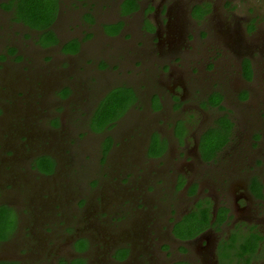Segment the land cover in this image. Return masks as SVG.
Instances as JSON below:
<instances>
[{
    "label": "rangeland",
    "instance_id": "obj_1",
    "mask_svg": "<svg viewBox=\"0 0 264 264\" xmlns=\"http://www.w3.org/2000/svg\"><path fill=\"white\" fill-rule=\"evenodd\" d=\"M7 1L0 0V4ZM59 1L60 11H63L66 0ZM159 1L154 0L153 3L148 0V4H151L150 7L156 6ZM113 3L116 0L95 1V8H99L95 9L98 21L94 27L95 42H89L90 45L80 35L82 29H74L81 22L80 9H70L69 15L66 13L62 21L52 26L62 41L82 37L86 49L94 47L98 51L97 48L103 45L102 41L107 42L111 53L107 58L102 57L103 53L99 55L101 58L96 52L88 53L92 62L97 63L100 58L107 64L108 70L98 73L97 69L92 72L94 77L97 73L102 75L100 78L104 83L97 79L98 75L93 78L96 81H91L87 69L83 75L78 74L79 67L85 63V56L76 60L68 57L71 61H66L61 54L38 44L35 38L37 34L24 40L23 34L30 36L29 32L32 31L22 24L7 25L14 12L11 9L9 12L0 11V18L5 19L4 23H0V35L20 46L21 58L20 62H15L4 54L5 58L0 59V205L14 208L18 217L13 239L8 242V246L0 248V254H8L19 262L24 260V264H39L47 256L51 264H59L60 261L65 263L78 251L73 238L85 240V252L82 255L84 264H146L147 261L142 262L144 253L148 252L147 256L153 257L150 252L154 251L157 257H164L163 252H156L158 241L161 247H166L167 254L173 253L178 246L170 230L183 208V201L180 192H176L180 189L174 190L171 186L173 177L167 175V168L179 162L178 159L173 161L179 156V149L171 138L166 156L157 159L151 152L153 134L144 130L148 123L151 127L156 126L154 117L159 123V116L157 121L156 112L149 110V106L147 109L142 108L148 102L145 98L139 103L140 110L134 108L135 103L129 104L120 118L97 133L89 126L91 100L86 98L84 101V97L82 100L77 99L78 91L84 95L88 89L81 87V84L91 88L96 85L91 95L96 100L95 97L106 89L125 85L136 88V83L142 81L137 76L142 73L144 66L137 65L139 61L134 57L138 54L136 49H132L134 38L123 40L125 36H119L111 40L105 36V25L128 20L120 16L118 10L112 9L116 8ZM202 3L208 4L210 14L206 23L199 25L196 31L207 34V37L196 35L195 32V40L203 44L218 42L216 36L223 29L222 21H228L231 27H235L237 18L241 17L244 20L259 19L260 33L256 37L263 42L264 0H202ZM44 5L48 10L50 0H45ZM125 5L124 9L128 10L129 4ZM142 10L153 12L145 7L144 0L141 2ZM227 15L231 18L225 19ZM131 19V26H126L138 30L141 15ZM140 41L137 42L139 45ZM4 46L0 43V56ZM216 46L221 45L217 43ZM148 56L152 61L154 55ZM183 69L176 70L179 76ZM127 77H131V81H127ZM165 80L158 79L157 84L163 87ZM70 82L77 89L76 93L72 94L71 91L70 94V90L66 89ZM232 84L236 86L239 83L233 81ZM163 102L166 103L165 100ZM223 112L226 111L205 110L200 117H220ZM53 120L62 127H54ZM194 120L198 125L196 116ZM158 129L155 128V132ZM109 141L115 144L106 150ZM43 155L50 156L55 162V170L49 175H42L34 168V160ZM164 160L166 163H163ZM235 166V171L229 166L225 176L224 194L227 201L220 200L217 203L218 209L228 208L230 217L227 222L222 220V225H213V231L217 233L215 236L221 232V237L224 236L232 223H254H247L245 219L237 217L243 208V201L239 198V206H236L234 198L240 194L244 178L237 170L238 163ZM114 180L120 185H115ZM203 188L206 193L210 186L205 183ZM135 201L140 205L138 210L131 205ZM177 203L181 204L177 206ZM2 219L0 216V223ZM153 219L158 222L154 227ZM58 225L64 229H57ZM152 227L153 234L150 230ZM199 229L194 225L187 234ZM205 234L209 239L214 237L210 232ZM162 235L164 239L159 240L157 236ZM193 242H190V249L198 246ZM122 247H129L130 255L127 259L125 257L116 261L113 255ZM167 260L165 257L164 261ZM43 263L47 264L46 260Z\"/></svg>",
    "mask_w": 264,
    "mask_h": 264
},
{
    "label": "flooded vegetation",
    "instance_id": "obj_2",
    "mask_svg": "<svg viewBox=\"0 0 264 264\" xmlns=\"http://www.w3.org/2000/svg\"><path fill=\"white\" fill-rule=\"evenodd\" d=\"M41 1L45 3V0ZM95 1L66 0L63 11H60V1L50 0L49 7L52 6L53 9V5L55 6L54 10H49V12L54 11V21L45 31L51 30L55 40L44 42L42 39V42V34L45 31L28 26L32 31L29 32L31 35L23 34L25 37L23 39L29 40L31 36L37 34L35 38L38 44L61 54L62 59L66 61H71L70 57L76 60L85 56V63L79 67L78 74L83 75L87 69L88 77L92 79L91 81H96L93 78L100 71L102 73L107 69V64L100 60L99 55L103 53L102 57L107 58L111 53L105 40L102 41L103 47L97 48L98 51L94 47L87 49L84 47L83 39L88 41V45L95 42L94 27L98 21L95 9H99L95 8ZM142 1L116 0V3H113L116 8L112 7V9L118 10L119 15L128 20L105 25L103 29L105 36L111 40L119 36H125L123 40L134 38L132 49L138 51L134 57L139 61L137 65L144 66L142 73L137 76V79L140 78L142 81L136 83V88L126 85L116 88L120 91L130 90L133 95L130 104L135 103V109L139 108V103L146 98L147 105L142 108L147 109L149 106V110L156 112L157 121L159 116V123L154 117L156 126L151 127L148 123V127L144 129L148 134H153L154 150L151 152L157 159L166 156L171 138L175 140L179 156L173 161L178 159L179 162L172 168L171 166L167 168V175H172L171 186L174 190L180 189L176 192H180L183 201L181 205L183 208L179 211L178 218L170 230L174 242L178 245L174 248V252L167 254L166 247H161L158 241L156 252H163L164 257L159 258L154 251H151L153 257L147 256L148 252L144 253L142 262L147 261L146 264H264V39L260 42L256 37V34L260 33L259 19L244 20L240 17L237 18L235 27H231L228 21H222L223 29L216 36L218 42L203 44L195 38L197 34L204 35L196 31V28L207 21L206 18L210 14L207 3H202V0H160L156 6L150 7L148 0H144L145 7L153 11L146 13L144 10L140 11ZM11 2L12 0H8L1 3L0 11L9 12L7 5ZM125 4H129L128 10L124 9ZM10 9L14 15L8 19L7 25L10 23L14 26L19 24L26 26L15 14V7L12 6ZM70 9H80L81 22L74 29H82L80 35L83 39L81 37L62 41L53 31L52 26L62 21V16L69 15ZM50 13L52 15V12ZM138 15H141L138 30L128 29V26H131V18H137ZM230 18L231 16H225V19ZM4 22L5 19L0 18V23ZM204 36L207 37V34ZM140 39L139 45L137 42ZM0 43L5 45L2 58H5L4 54H6L7 58H12L15 62L21 61L20 46L6 40L4 35H0ZM217 43L221 46H216ZM69 45L76 47L74 54L67 52L68 49H72ZM89 52L98 53L100 57L98 61L102 63L92 62L91 58L89 59ZM149 54L155 56L152 57V61L149 59ZM50 61L52 60H48ZM119 64L122 65L121 62ZM177 69H183L180 76ZM96 70L98 73L94 77L92 72ZM101 76L99 74L97 79L103 82ZM162 78L166 79L163 81V87L157 84L158 79L162 80ZM130 79L128 78L127 81ZM133 80L135 81V77ZM233 81L239 84L233 86ZM80 86L88 89L84 95L78 91L77 99L82 100L84 97V101L86 98L91 100L94 103V109L99 100L116 89H106L95 97L96 100H93L91 95L96 85L94 88L84 84ZM66 89L70 90V94L71 91L72 94L77 91L72 82ZM179 89H181L180 92ZM164 100L166 103L163 102ZM205 110L209 112L225 110L226 112H223L220 117L208 115L201 118L200 114ZM195 116L199 120L198 125L195 124ZM147 122H150L149 119ZM157 127L159 129L155 132L154 129ZM168 127H171L170 130ZM179 130L182 133L178 132ZM234 130H236L235 133H233ZM108 143H110L109 149L114 147V142ZM163 163L166 161L164 160ZM236 163H238L239 174L244 178L240 187L241 192L234 198L236 206H239V198L243 201V208L237 217L245 219L247 223L251 221L254 223L239 225L232 223L231 229L229 227L224 236L221 237L222 232L218 233L219 236H215L217 233L213 231V225L219 223L222 225V220L227 222V218L230 217L228 208L218 209L217 203L220 200L227 201L224 194L227 181L225 176L229 166L232 171L236 170ZM199 181L209 184L210 188L206 189L208 195L204 192L203 184L205 183ZM113 183L119 184L116 180ZM134 190L137 191V189ZM137 202L131 205L138 210L140 205ZM180 204L177 203V206ZM204 210H207L208 222L200 225L198 222L201 221ZM0 216L3 218L0 223V248H3L13 239L17 230L18 217L14 208L4 205H0ZM152 222L153 227L158 224L154 219ZM194 225L200 229L188 235L187 233ZM153 227L150 229L152 234ZM57 229L64 228L58 225ZM205 232L213 234V239L206 237ZM157 238L164 239V235ZM76 239L72 240H75L74 245L78 249L75 252L76 255L67 259L65 263L60 261L59 264H84L82 255L85 252V240ZM191 241L198 245L195 249H193L194 246L190 249ZM128 248L122 247L116 250L113 259L116 261L125 257L127 259L130 255ZM7 255L0 254V264H24L25 262L24 260L19 262ZM165 257L168 258L167 261H164ZM45 260L47 264H51L47 261L48 256ZM45 260L39 264H44Z\"/></svg>",
    "mask_w": 264,
    "mask_h": 264
},
{
    "label": "trees",
    "instance_id": "obj_3",
    "mask_svg": "<svg viewBox=\"0 0 264 264\" xmlns=\"http://www.w3.org/2000/svg\"><path fill=\"white\" fill-rule=\"evenodd\" d=\"M12 6L15 7V14L19 16L18 18L20 19V22L33 29L45 31L46 29H49L54 21V11H50L52 12L51 15L49 10H54L55 6L53 5V9L52 6H50L47 10L41 0H12V2L7 5V9H10ZM42 39L44 42H50L54 41L55 37L51 30H47L42 34L41 41ZM53 44L55 43L53 42ZM69 47L72 49H68L69 51L67 52L74 54L76 47H72L71 45H69ZM0 59H2L1 56ZM65 95L67 94L65 93ZM132 96L130 90L124 89L123 91H120L116 88L108 93L102 100H99L95 109L93 108L94 103L91 101L92 106H90L91 110H89L91 113L89 121L91 130L99 133L107 129L110 124L126 112ZM52 124L56 128L61 126L56 120H53ZM153 145L154 143L151 145V150L154 149ZM108 149L109 148L107 147L106 150ZM54 167L55 162L50 156L43 155L34 160V168L42 174H51ZM202 216L201 221L198 222L200 225L208 222L207 210L203 211Z\"/></svg>",
    "mask_w": 264,
    "mask_h": 264
}]
</instances>
